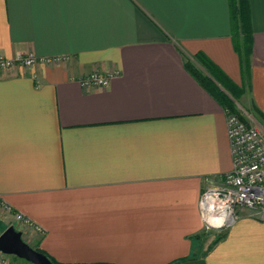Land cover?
Masks as SVG:
<instances>
[{"label":"crops","instance_id":"obj_1","mask_svg":"<svg viewBox=\"0 0 264 264\" xmlns=\"http://www.w3.org/2000/svg\"><path fill=\"white\" fill-rule=\"evenodd\" d=\"M248 6L264 115V0ZM233 26L231 0H0V56L64 59L0 70V201L44 230L40 249L61 264H264L248 211L204 240L201 198L233 157L228 110L189 64L213 79L203 54L241 87ZM93 71L108 87H82Z\"/></svg>","mask_w":264,"mask_h":264},{"label":"built area","instance_id":"obj_2","mask_svg":"<svg viewBox=\"0 0 264 264\" xmlns=\"http://www.w3.org/2000/svg\"><path fill=\"white\" fill-rule=\"evenodd\" d=\"M62 61V58H39L33 53L19 54L13 59L0 56V70L9 72L17 68L29 69L37 64H57ZM80 83L85 89H104L110 80L101 72L93 71L81 79ZM227 125L233 168L218 185L204 192L201 198L203 214H225V223L229 224L235 218L234 214L244 208L264 221V128L248 126L229 112ZM17 219L33 225L22 214L17 213ZM35 228L43 232L40 226ZM3 256L0 253V262L8 264L2 259Z\"/></svg>","mask_w":264,"mask_h":264},{"label":"trees","instance_id":"obj_3","mask_svg":"<svg viewBox=\"0 0 264 264\" xmlns=\"http://www.w3.org/2000/svg\"><path fill=\"white\" fill-rule=\"evenodd\" d=\"M231 10L233 17V42L235 50L239 55L242 62L243 77L246 81L248 76V60L252 50V30L249 21V6L248 0H231ZM197 60L202 64L205 70L212 76L209 78L200 70L189 64V69L192 74L200 81V83L215 97L221 105L228 111L234 112V101L228 96L227 93L232 94L233 97H238L243 93L244 85L241 87L234 84L219 68H217L206 56L203 54L197 55ZM260 118L264 121V115L255 108ZM37 251L46 255L53 264H61L49 256L45 251L36 248Z\"/></svg>","mask_w":264,"mask_h":264},{"label":"rangeland","instance_id":"obj_4","mask_svg":"<svg viewBox=\"0 0 264 264\" xmlns=\"http://www.w3.org/2000/svg\"><path fill=\"white\" fill-rule=\"evenodd\" d=\"M227 94L234 101V105H235V111L234 112L228 111L229 113L239 117V119H241L242 122L248 126H259L264 128V121L260 118L257 111L255 110V106L250 100V89H249L248 78H246V84L244 85L243 93H241L238 97H233L232 94L230 93ZM244 211H248L250 214H252L250 210L241 208L234 214V217L238 216ZM29 220L33 223V225H29L25 221L18 220L17 212L7 210L6 208H4V206H2L0 201V235L7 228L13 226L23 234L24 241L28 243L31 247L36 249L39 248L38 246L39 241L42 237H44L45 232L44 230L43 232L37 231L35 228L37 224L31 219ZM226 228H227L226 223L220 226H213L206 219L204 240L207 243V245L214 244L218 240H220ZM2 259L6 261L8 264H32L30 262L19 259L12 255L10 256L4 255Z\"/></svg>","mask_w":264,"mask_h":264},{"label":"water","instance_id":"obj_5","mask_svg":"<svg viewBox=\"0 0 264 264\" xmlns=\"http://www.w3.org/2000/svg\"><path fill=\"white\" fill-rule=\"evenodd\" d=\"M0 253L15 256L32 264H53L46 255L26 243L23 234L13 226L0 235Z\"/></svg>","mask_w":264,"mask_h":264},{"label":"bare ground","instance_id":"obj_6","mask_svg":"<svg viewBox=\"0 0 264 264\" xmlns=\"http://www.w3.org/2000/svg\"><path fill=\"white\" fill-rule=\"evenodd\" d=\"M206 218L208 219L209 223L213 226H219L222 223L224 224L226 221L225 214H222L221 216H215V215L206 213Z\"/></svg>","mask_w":264,"mask_h":264}]
</instances>
